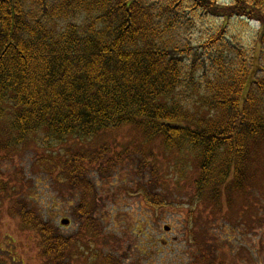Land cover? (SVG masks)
<instances>
[{
  "label": "trees",
  "instance_id": "obj_1",
  "mask_svg": "<svg viewBox=\"0 0 264 264\" xmlns=\"http://www.w3.org/2000/svg\"><path fill=\"white\" fill-rule=\"evenodd\" d=\"M205 15L257 22L264 36V0H0V120L16 142L40 132L87 140L135 124L195 155L197 189L219 200L222 186L239 188L253 139L264 140V38L257 56L225 40L226 24L194 55L176 33ZM194 90L199 102L188 107ZM73 159L62 167L85 186L75 167L84 158ZM40 218L24 223L46 256L62 259L69 240Z\"/></svg>",
  "mask_w": 264,
  "mask_h": 264
},
{
  "label": "rangeland",
  "instance_id": "obj_2",
  "mask_svg": "<svg viewBox=\"0 0 264 264\" xmlns=\"http://www.w3.org/2000/svg\"><path fill=\"white\" fill-rule=\"evenodd\" d=\"M225 25L226 41L261 55L264 36L254 21L191 18L177 39L196 55ZM197 91L188 107L199 102ZM14 134L9 118L0 120V264H264V140L253 139L239 188L222 186L216 201L208 187H196L195 155L135 124L87 140L46 141L40 132L16 142ZM74 157L84 158L75 167L85 186L63 169ZM32 214L69 240L62 259L46 256L43 236L24 223Z\"/></svg>",
  "mask_w": 264,
  "mask_h": 264
},
{
  "label": "water",
  "instance_id": "obj_3",
  "mask_svg": "<svg viewBox=\"0 0 264 264\" xmlns=\"http://www.w3.org/2000/svg\"><path fill=\"white\" fill-rule=\"evenodd\" d=\"M69 224V221L65 220L63 221V225H68Z\"/></svg>",
  "mask_w": 264,
  "mask_h": 264
}]
</instances>
